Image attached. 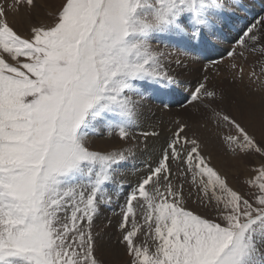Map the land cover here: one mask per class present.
Masks as SVG:
<instances>
[{
  "label": "snow or ice",
  "instance_id": "obj_1",
  "mask_svg": "<svg viewBox=\"0 0 264 264\" xmlns=\"http://www.w3.org/2000/svg\"><path fill=\"white\" fill-rule=\"evenodd\" d=\"M35 7L0 2V264H105L93 219L120 195L124 264H264V133L250 130L251 110L246 124L220 109L207 75L185 97L197 127L176 121L159 158L121 191L140 146L142 102L173 83L159 45L178 38L196 49L227 26L228 7L244 5L63 0L51 24L32 18ZM21 8L28 16L18 26L9 15ZM238 36V55L264 56V15ZM260 119L264 126V110ZM201 129L233 154L242 187L212 163ZM98 130L122 146L95 148Z\"/></svg>",
  "mask_w": 264,
  "mask_h": 264
},
{
  "label": "rangeland",
  "instance_id": "obj_2",
  "mask_svg": "<svg viewBox=\"0 0 264 264\" xmlns=\"http://www.w3.org/2000/svg\"><path fill=\"white\" fill-rule=\"evenodd\" d=\"M249 1L252 2V0H240L239 3L247 6L250 14L255 13V18H258L260 15H264L262 11H258L253 2L251 3ZM0 2H5V0H0ZM230 2H235V0H230ZM35 3L36 7L31 10L32 18L44 24H51L54 21L55 12L63 3V0H35ZM226 10L229 15L227 26L223 27L215 34L206 33L204 37L207 40L203 39L200 43H203L202 47H200V49H202L205 48V45H207L210 41L212 43L210 47L212 50H216V53L211 55V57L209 56L207 60H201L199 57H195L196 54L193 53L194 49L190 46L185 47L181 43L175 44L173 43V40H166L159 45L163 51L168 49L164 61L173 66L174 70H176L179 66L182 70L179 71V69H177L178 72H175L176 75H173V69L168 66L167 72L173 78V83L167 88L155 90L156 92L154 91L150 95L156 96L163 101L165 99L167 100V104H159L160 102H158V104L155 103L154 105H157L158 107H161L162 105L161 109L168 112V118L172 121V123H174L172 131L176 127V121L184 120L182 119V115L185 111L187 112V116L184 115L185 120H188L192 128H194V126L197 127L196 122L190 118L197 111V109L194 105L189 104L185 97L190 98L191 92L198 85V83L204 80V77L207 75L208 87L217 92V103L219 104L220 109L241 118L246 124L248 123L249 110L253 112L255 119L252 122L250 130L259 139L261 134L264 133V126H262L260 119L261 111L264 110V72H261V68L264 67V56L260 53H252L249 51H244L243 56L238 55L241 51H243L237 43L239 38L238 34L245 28L242 23L247 21L246 25H248L249 20L253 22L254 18H250V15L246 14L244 10H238L232 7H228ZM27 16V9L21 8L20 12L15 14V16L10 14L9 20L11 19L10 21L19 26L21 22L27 18ZM238 18H244V20H238ZM232 49H235L237 55L229 57L228 52ZM184 54H186V57H184ZM177 60H179L180 63L176 65ZM233 64L236 65L235 68L232 67ZM195 65L199 69L197 76L192 79L186 78L187 76L191 77L190 73L196 68ZM165 67L167 68V65ZM241 69H243L242 72ZM181 71L184 72L183 78H186V80L178 79L181 77L179 74ZM253 72L256 73L259 79H255L251 76V73ZM242 105H244V107H242ZM168 128H170V126ZM201 134L204 136V131H201L200 135ZM170 135L171 134H168V138ZM101 138H105L104 135H102ZM207 138H209L211 143L210 145L212 150L209 154L212 163L223 172L229 174L231 184L234 187H242V173L237 170L238 165L233 154L226 152L223 145L214 138L212 139L209 133H207ZM119 142L121 145L123 144L122 141L119 140ZM91 143L94 146L93 141H91ZM175 164L176 162L173 161V169H175ZM142 167L146 169V166ZM189 207L196 208V205L190 203ZM198 211L204 210L198 209Z\"/></svg>",
  "mask_w": 264,
  "mask_h": 264
},
{
  "label": "bare ground",
  "instance_id": "obj_3",
  "mask_svg": "<svg viewBox=\"0 0 264 264\" xmlns=\"http://www.w3.org/2000/svg\"><path fill=\"white\" fill-rule=\"evenodd\" d=\"M260 3L264 5V2L262 3L260 1ZM257 9L258 11H260L258 7ZM251 22L252 21L249 20V24ZM173 43L175 44L181 43L185 47L189 46L187 43L180 41L178 38L173 39ZM201 47H202V44H201ZM167 50L168 49L164 50L165 54H167ZM185 55L186 54H184V57H186ZM165 64L167 65V68L165 67L166 71H168V66H170V68L173 69V73H172L173 75H176L175 72H178L177 69H179V71L182 70L180 66L176 70H174V67L168 64V62L166 61H164V65ZM183 69H186V68H183ZM198 70L199 69L196 66V68L193 69V71L190 73L191 77L187 76L186 78L192 79L193 77H196ZM179 74L181 77H179L178 79L186 80V78H183L184 77L183 71H181ZM158 102H160L159 104H167L166 99L163 101L162 99L156 96H152V95H148L142 102V107L140 109V113L138 116V127L133 129V131L137 135L140 146L137 152V158L130 160L127 166L124 168L126 183H125V187L121 190L124 193H126L129 190L127 187L128 184L134 185L135 182L140 178V176H142L146 172V169L142 167V166H145V162L154 163L159 158L161 148L165 145V141L168 138V134H171L172 126L174 127V123H172V121L168 118L169 117L168 112L161 109L162 105L161 107L154 105L155 103L158 104ZM242 107H244V105H242ZM184 115L187 116L186 111L182 115V119L185 120ZM169 126L170 128H168ZM195 128L196 127L194 126L193 129ZM145 131L147 132L155 131V132L160 133V135L159 136H149L147 138V141H144L143 137L140 136V132H145ZM201 131H203V129H201L200 132ZM98 132H99L98 135H94L90 138V140L93 141L95 148L114 150L122 146L118 140V136L109 135L107 130H98ZM102 135H104L105 138H101ZM203 138L206 139L205 152L210 153L212 149L210 145L211 144L210 140L209 138H207V133L204 132ZM141 153H143V155H141ZM124 201H125V196L120 195L119 199L118 200L113 199L110 205H102L99 208L97 215L93 219V229H92L93 235L97 237V239L100 240L104 245L103 251L100 255H101V258L105 261V264H124V262L127 259V257L124 256L123 254L122 246H119L117 244V238L119 236V231H118L117 226H118V222L121 220L122 206L124 205Z\"/></svg>",
  "mask_w": 264,
  "mask_h": 264
}]
</instances>
